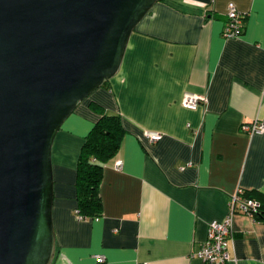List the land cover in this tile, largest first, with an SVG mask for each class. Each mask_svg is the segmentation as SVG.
Masks as SVG:
<instances>
[{
	"label": "crops",
	"instance_id": "0c3cea01",
	"mask_svg": "<svg viewBox=\"0 0 264 264\" xmlns=\"http://www.w3.org/2000/svg\"><path fill=\"white\" fill-rule=\"evenodd\" d=\"M229 2L244 14L238 37L221 33ZM185 93L206 100L188 109ZM102 114L119 115L125 132L103 166L102 214L82 219L76 162ZM263 118L264 0L155 3L131 33L118 72L54 138L50 264H206L194 253L237 188L264 207V132L240 130ZM146 132L162 137L151 142ZM232 228L227 264H264V212H236Z\"/></svg>",
	"mask_w": 264,
	"mask_h": 264
},
{
	"label": "water",
	"instance_id": "95a60500",
	"mask_svg": "<svg viewBox=\"0 0 264 264\" xmlns=\"http://www.w3.org/2000/svg\"><path fill=\"white\" fill-rule=\"evenodd\" d=\"M160 0H0V264L55 253L51 150Z\"/></svg>",
	"mask_w": 264,
	"mask_h": 264
},
{
	"label": "built area",
	"instance_id": "2783aa9c",
	"mask_svg": "<svg viewBox=\"0 0 264 264\" xmlns=\"http://www.w3.org/2000/svg\"><path fill=\"white\" fill-rule=\"evenodd\" d=\"M226 22L221 30L224 37H238L241 34L243 24L242 14L238 11L233 3L229 2L226 6ZM205 97L193 93H185L182 96L181 104L188 109H196L203 105ZM240 130L247 134H256L264 132V118L251 122L240 124ZM146 137L151 141H158L162 135L159 132H146ZM121 166L120 161H116L115 167L118 169ZM259 204L256 200L249 196L243 195V190L237 188L229 198L228 213L221 219H213L208 223L206 238L200 245L199 249L194 253L206 264H227L231 259L230 246L233 238V215L236 212L242 214L254 215L259 212ZM77 216L82 218L78 210H75ZM104 256L101 254L95 255L97 262H103ZM146 264V263H143Z\"/></svg>",
	"mask_w": 264,
	"mask_h": 264
},
{
	"label": "trees",
	"instance_id": "16d2710c",
	"mask_svg": "<svg viewBox=\"0 0 264 264\" xmlns=\"http://www.w3.org/2000/svg\"><path fill=\"white\" fill-rule=\"evenodd\" d=\"M124 132L119 115L102 114L84 137L77 157L75 181L76 209L82 219L102 214L99 187L103 166L117 153ZM258 204L259 212L254 215L262 216L264 207Z\"/></svg>",
	"mask_w": 264,
	"mask_h": 264
}]
</instances>
